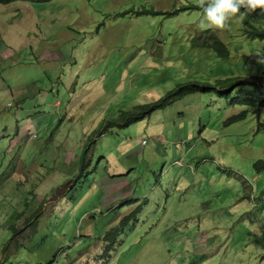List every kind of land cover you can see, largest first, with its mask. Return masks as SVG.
<instances>
[{
	"label": "rangeland",
	"instance_id": "374dc122",
	"mask_svg": "<svg viewBox=\"0 0 264 264\" xmlns=\"http://www.w3.org/2000/svg\"><path fill=\"white\" fill-rule=\"evenodd\" d=\"M201 12L199 0L0 5V264H264L252 230L264 110L213 82L128 127L120 116L264 65L238 13L215 29Z\"/></svg>",
	"mask_w": 264,
	"mask_h": 264
},
{
	"label": "trees",
	"instance_id": "16d2710c",
	"mask_svg": "<svg viewBox=\"0 0 264 264\" xmlns=\"http://www.w3.org/2000/svg\"><path fill=\"white\" fill-rule=\"evenodd\" d=\"M10 1L12 0H0V3ZM241 11H243V9H241ZM242 26L243 34L247 39L258 40L260 43L264 42V11L257 8L254 11L246 12L242 17ZM206 32L208 33L206 37L207 41L212 42V45H209V47L216 53L217 57L223 60L230 58V51L226 44H224L214 35H209V30H207ZM204 45L208 46L207 42H204ZM258 69L260 72L254 80H252L253 77L250 81L238 82L236 81L237 79H222L218 80L215 83L217 86H220L222 88L225 87V91H230V89H233L232 94H234L235 96H237L241 89H243L242 86H248L250 89L254 90V95L257 98V104L264 106V65H259ZM208 85H212L209 80L202 81L200 79H196V81L194 82L180 85L176 90L167 93L163 98L159 100V102L155 104L140 105L133 112H123L122 114H120V116L125 119V123L123 126L128 127L132 125L137 119L143 117L144 114L149 115L158 108H164L166 105L172 104V102L181 99L182 95L185 93L192 94L209 89ZM221 95H224V92H221ZM235 100L239 99H237L236 97L229 98V102H233ZM232 104L236 105V103ZM139 112H142V115H138ZM256 165H258V163ZM126 222L127 219L125 220L124 224H126Z\"/></svg>",
	"mask_w": 264,
	"mask_h": 264
},
{
	"label": "clouds",
	"instance_id": "9594fccd",
	"mask_svg": "<svg viewBox=\"0 0 264 264\" xmlns=\"http://www.w3.org/2000/svg\"><path fill=\"white\" fill-rule=\"evenodd\" d=\"M5 4H10V2L0 3V5H5ZM199 6L202 9V12H201V15L203 17L202 26L209 27V28H215V29H223L226 26V23L228 22V20L230 18H232L234 15H236L237 13L241 16V19H242L243 15L246 12L254 11L257 8L264 11V0H199ZM241 9H243V11H241ZM228 59H226V60H228ZM258 62L264 63V55L258 57ZM240 65L245 66L246 63L245 64L240 63ZM250 66H251V68L248 69V73L246 72L244 74H239L238 76H232L231 75V76H228L225 78H221V80L222 79H224V80L225 79H231V80L237 79L236 80L237 82L238 81H250L252 79V77H253L252 80H254L258 76L260 71L258 69V66H253L251 64H250ZM208 80L211 82V84L213 82L215 83L217 81V80H210V79H208ZM205 81H207V80L205 79ZM191 82H194V81H191ZM187 83H190V82H185L183 84H187ZM215 86H217V85H215ZM208 87L210 89L211 85H208ZM242 87H243V89H241L239 94L237 96H235L234 94H232L233 89H230V91H225V87L222 88V87L218 86V88H220L221 91L224 92V95H221L222 99H225L229 102V98L236 97L239 100H235V101H233V103L240 104L241 106H243L246 109L245 112H248L249 109L259 111V112L263 111L264 106L257 104V98L254 95V90L250 89L248 86H242ZM192 94H194V93H192ZM186 95H187L186 93L183 94L181 99ZM174 102H176V101H174ZM174 102H172V103H174ZM229 103H231V102H229ZM148 104H150V103H148ZM242 114H244V113H241V114L237 115L236 117H231L229 120L232 121V119H234V118L239 119ZM140 145L142 146V143H140ZM76 164H78L77 161H76ZM69 171L70 170H68V172ZM105 177H106V175H105ZM71 181H73V179L68 180V184H69V186L72 187V185L70 184ZM74 184H75V182H74ZM73 188H74V186H73ZM120 199L122 200L123 198H120ZM255 206H256L255 204L251 205L252 208H254ZM262 228H264V217H260L256 222H254L252 230L254 231V233L257 237L264 234L261 232Z\"/></svg>",
	"mask_w": 264,
	"mask_h": 264
},
{
	"label": "crops",
	"instance_id": "0c3cea01",
	"mask_svg": "<svg viewBox=\"0 0 264 264\" xmlns=\"http://www.w3.org/2000/svg\"><path fill=\"white\" fill-rule=\"evenodd\" d=\"M120 175H121V173H120ZM116 179V178H115ZM110 181H112V179H110ZM118 181V180H117Z\"/></svg>",
	"mask_w": 264,
	"mask_h": 264
}]
</instances>
